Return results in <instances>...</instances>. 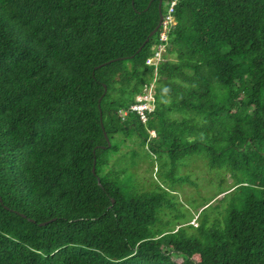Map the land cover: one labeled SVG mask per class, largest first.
<instances>
[{
	"label": "trees",
	"instance_id": "trees-1",
	"mask_svg": "<svg viewBox=\"0 0 264 264\" xmlns=\"http://www.w3.org/2000/svg\"><path fill=\"white\" fill-rule=\"evenodd\" d=\"M157 4L0 0V264H264V0H176L154 73L157 33L135 51ZM115 135L228 173L224 225L183 223L157 182L122 187L103 170Z\"/></svg>",
	"mask_w": 264,
	"mask_h": 264
},
{
	"label": "rangeland",
	"instance_id": "rangeland-1",
	"mask_svg": "<svg viewBox=\"0 0 264 264\" xmlns=\"http://www.w3.org/2000/svg\"><path fill=\"white\" fill-rule=\"evenodd\" d=\"M120 142L119 135L113 136L110 141L111 144ZM136 142L125 139L119 144L117 152L109 151L105 155L107 166L103 170L117 174V182L122 187H132L135 182L137 189L147 190L150 184L154 186V182H157L168 188L177 200L183 223L196 227L197 215L204 209L201 217L206 221V228L217 229L224 225L226 209L233 199L229 196L222 198L233 186L228 173L209 169L205 160L197 155L186 156L172 166L166 155L151 153ZM172 176L187 177L193 185L187 182L171 184L169 178ZM219 192L223 193L214 197Z\"/></svg>",
	"mask_w": 264,
	"mask_h": 264
},
{
	"label": "built area",
	"instance_id": "built-area-1",
	"mask_svg": "<svg viewBox=\"0 0 264 264\" xmlns=\"http://www.w3.org/2000/svg\"><path fill=\"white\" fill-rule=\"evenodd\" d=\"M176 0L171 1L161 18L159 27L156 31L157 38L156 42L152 47V56L148 57L145 60V65L151 67L153 72L155 73L158 64L161 62L162 53L164 52L165 44L167 41V37L169 32L175 25L174 18L172 15L173 6ZM153 86L152 84L148 87H145L142 90V94L135 97L134 104L130 106V111L134 112L138 115L140 122L143 124L146 121V114L151 113L153 110ZM118 115L123 119L126 115L124 110H119ZM152 134V133H151ZM153 135V134H152Z\"/></svg>",
	"mask_w": 264,
	"mask_h": 264
},
{
	"label": "water",
	"instance_id": "water-1",
	"mask_svg": "<svg viewBox=\"0 0 264 264\" xmlns=\"http://www.w3.org/2000/svg\"><path fill=\"white\" fill-rule=\"evenodd\" d=\"M160 5H161V2H160V0H158V4H157V13H158V21H157V24L155 25V27L148 33V35L146 36V38L144 39V41L142 42V44L137 48V50L135 51V54L136 53H138L140 50H141V48L147 43V41H148V39L150 38V37H152L155 33H156V31H157V29H158V27H159V24H160V21H161V11H160ZM132 56H130V57H128V58H131ZM121 59H125V58H121ZM107 63H109V62H107ZM102 65H104V64H101V65H99V66H96V67H94V69H97L98 67H100V66H102ZM101 126V125H100ZM102 128V127H101ZM103 137H104V141H105V143H106V146L105 147H100L101 149H104V148H107L108 146H109V142H108V139H107V137H106V134L103 132ZM91 172L93 173V168L91 169ZM96 181H97V183H98V179H96ZM111 202H113L112 200H111ZM29 222H32L33 223V221H31V220H28ZM51 220H49V221H47V222H44V223H38L37 225L38 226H43V225H45L46 223H49Z\"/></svg>",
	"mask_w": 264,
	"mask_h": 264
}]
</instances>
